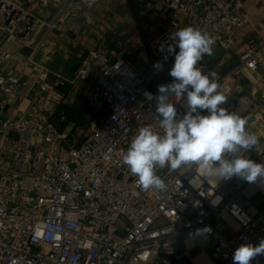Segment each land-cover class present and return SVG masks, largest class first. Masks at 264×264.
Instances as JSON below:
<instances>
[{
	"label": "built area",
	"instance_id": "built-area-1",
	"mask_svg": "<svg viewBox=\"0 0 264 264\" xmlns=\"http://www.w3.org/2000/svg\"><path fill=\"white\" fill-rule=\"evenodd\" d=\"M79 1L90 8L100 0ZM131 1L140 20L163 19V29L148 40L149 68L132 65L121 40L111 50L88 51L68 83L92 116L109 113L71 137L73 129L52 121L65 96L49 82L50 70L36 65L22 79L15 68L24 61L17 58L22 50L31 60L50 39L52 6L61 16L78 4L0 0V264H174L191 248L212 264H233L237 247L264 238L259 181L234 176L216 185L199 170L164 168L158 174L166 190L144 191L123 163L141 127L163 134L155 99L146 93L155 97L173 81L168 48L186 26L215 40L213 55L198 66L217 74L228 98L221 106L246 118L247 130L260 138L246 155L264 163V35L245 0ZM173 102L185 114L186 100ZM194 238L205 244L189 248ZM252 264H264V255Z\"/></svg>",
	"mask_w": 264,
	"mask_h": 264
},
{
	"label": "clouds",
	"instance_id": "clouds-1",
	"mask_svg": "<svg viewBox=\"0 0 264 264\" xmlns=\"http://www.w3.org/2000/svg\"><path fill=\"white\" fill-rule=\"evenodd\" d=\"M171 39L168 51L174 54V64L169 74L173 81L160 85L155 97L146 93L147 99H155L163 134L151 125L141 127L123 155V163L144 191L166 190L167 185L158 174V169L164 168L184 173L199 170L202 177L216 185L234 176L264 184V163L246 155L259 145L260 138L247 130L246 118L221 106L228 98L220 91L217 74L205 73L198 66L205 55H213L215 40L193 26L176 30ZM173 97L186 100L182 116ZM261 255L264 238L258 244L243 243L237 247L233 264H252Z\"/></svg>",
	"mask_w": 264,
	"mask_h": 264
},
{
	"label": "crops",
	"instance_id": "crops-1",
	"mask_svg": "<svg viewBox=\"0 0 264 264\" xmlns=\"http://www.w3.org/2000/svg\"><path fill=\"white\" fill-rule=\"evenodd\" d=\"M245 8L257 30L264 35V0H245ZM47 22V44L33 59L26 54L15 73L26 79L36 65L50 70L51 84L65 96L64 105H82L68 81L73 80L88 51L96 48L113 49L117 40L126 44V59L140 70L148 69L151 58L148 40L163 29V19L155 15L140 20L131 0H100L90 8L67 9L61 16L55 5ZM27 57V58H26ZM79 87L81 83H78ZM72 126V127H70ZM73 129V125H68Z\"/></svg>",
	"mask_w": 264,
	"mask_h": 264
},
{
	"label": "trees",
	"instance_id": "trees-1",
	"mask_svg": "<svg viewBox=\"0 0 264 264\" xmlns=\"http://www.w3.org/2000/svg\"><path fill=\"white\" fill-rule=\"evenodd\" d=\"M108 113V108H105L98 116L94 117L90 114V110L84 105L74 106L61 104L52 117V121L60 130L66 129L70 124L73 125L71 137H74L77 135L78 130H86L91 124L105 118ZM174 264H176V262Z\"/></svg>",
	"mask_w": 264,
	"mask_h": 264
},
{
	"label": "rangeland",
	"instance_id": "rangeland-1",
	"mask_svg": "<svg viewBox=\"0 0 264 264\" xmlns=\"http://www.w3.org/2000/svg\"><path fill=\"white\" fill-rule=\"evenodd\" d=\"M74 2L78 4L77 5L78 7H80V1L79 0H74ZM70 127H72V126H70ZM189 248H191V247H189ZM201 255H204V254H201L200 250H198L196 248L195 249L191 248L190 251L186 252V256H183L181 259L176 261V264H195L197 258Z\"/></svg>",
	"mask_w": 264,
	"mask_h": 264
},
{
	"label": "bare ground",
	"instance_id": "bare-ground-1",
	"mask_svg": "<svg viewBox=\"0 0 264 264\" xmlns=\"http://www.w3.org/2000/svg\"><path fill=\"white\" fill-rule=\"evenodd\" d=\"M200 243L201 245L205 244V240L202 238H194L192 240H189L187 242V246L188 247H192L194 243ZM195 264H212L211 262H209L208 258L205 255H201L197 258Z\"/></svg>",
	"mask_w": 264,
	"mask_h": 264
},
{
	"label": "water",
	"instance_id": "water-1",
	"mask_svg": "<svg viewBox=\"0 0 264 264\" xmlns=\"http://www.w3.org/2000/svg\"><path fill=\"white\" fill-rule=\"evenodd\" d=\"M27 53H28V50H27V49H24V50H22V51L19 53V55L17 56V58H18L19 60H22L23 57H24Z\"/></svg>",
	"mask_w": 264,
	"mask_h": 264
}]
</instances>
